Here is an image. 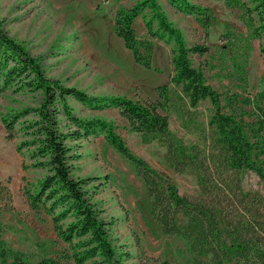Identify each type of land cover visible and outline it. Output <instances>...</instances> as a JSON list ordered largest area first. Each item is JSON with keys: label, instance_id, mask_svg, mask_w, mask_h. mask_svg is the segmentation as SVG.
Listing matches in <instances>:
<instances>
[{"label": "trees", "instance_id": "obj_1", "mask_svg": "<svg viewBox=\"0 0 264 264\" xmlns=\"http://www.w3.org/2000/svg\"><path fill=\"white\" fill-rule=\"evenodd\" d=\"M168 3L181 13L197 16L204 27L211 26L213 14L208 7L189 0ZM241 7L250 37L263 40L264 51V0H252V6ZM140 16L147 30L144 38L134 26ZM114 30L135 61L148 69L153 62V39L172 45L173 75L157 87L156 100L93 95L67 86L49 77L40 58L0 23V98L9 90L38 98L35 106L11 109L1 122L8 140L22 136L17 150L28 152L31 167L46 170L24 193L33 211L51 216L58 239L67 245L59 256H53L47 254L49 245L44 243L39 259L13 247L4 238L6 227L1 220V213L11 209L7 204L11 191L0 179V264L121 263L109 222L93 201L92 178L74 175L75 164L81 159L78 143L100 135L131 163L145 184L150 214L162 231L186 242L189 264H264V195L243 186L246 171L255 172L264 181V93L244 97L209 84L191 58L207 53L208 46H188L159 0H136L119 9ZM69 98L90 110H118L131 130L142 134L144 142L157 141L166 147V162L174 171L197 175V195L181 194L167 174L134 154L112 122L78 116ZM203 101L215 108L202 130L205 146L181 143L165 112L176 110L186 119V113Z\"/></svg>", "mask_w": 264, "mask_h": 264}, {"label": "rangeland", "instance_id": "obj_2", "mask_svg": "<svg viewBox=\"0 0 264 264\" xmlns=\"http://www.w3.org/2000/svg\"><path fill=\"white\" fill-rule=\"evenodd\" d=\"M135 1L0 0V23L11 37L40 58L49 77L67 86L93 95L156 100L157 87L168 83L173 75L172 45L153 39L155 49L150 69L135 61L132 51L114 30L116 12ZM189 1L212 11L210 27H204L195 15L177 11L168 0H159V3L182 31L188 46H208L209 51L204 55L191 56L193 65L221 92L230 91L244 97L264 93L263 40L250 37L245 10L241 7L242 4L252 6V0ZM134 26L140 38L147 36L143 16L135 20ZM37 100L35 95L15 94L12 90L0 98V179L11 191L7 202L11 209L1 213L6 227L4 238L13 247L33 253L39 259L44 243L49 245L47 254L53 256H59L67 245L58 239L51 216L33 211L24 193L46 170L31 167L28 152L17 150L22 136L8 140L1 122L2 116L11 109L35 106ZM68 100L78 116L112 122L132 152L167 174L181 194L197 195V175L174 171L166 162V147L157 141L144 142L142 134L131 130L118 110H90L74 98ZM214 111L211 102L203 101L192 113H186L187 120L176 110L165 113L181 143L204 147L202 130ZM78 144L81 159L75 164L74 175L92 178L89 188L93 201L109 222L120 264H189L186 242L165 234L151 216L145 184L131 163L107 143L104 135L91 136ZM243 186L245 190H257L264 195V181L255 172H245ZM52 240L56 242L49 243Z\"/></svg>", "mask_w": 264, "mask_h": 264}]
</instances>
